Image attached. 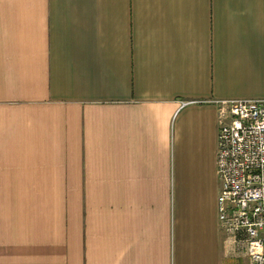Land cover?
<instances>
[{
    "label": "crops",
    "instance_id": "obj_1",
    "mask_svg": "<svg viewBox=\"0 0 264 264\" xmlns=\"http://www.w3.org/2000/svg\"><path fill=\"white\" fill-rule=\"evenodd\" d=\"M254 98L264 0H0V264H250L215 102Z\"/></svg>",
    "mask_w": 264,
    "mask_h": 264
},
{
    "label": "built area",
    "instance_id": "obj_2",
    "mask_svg": "<svg viewBox=\"0 0 264 264\" xmlns=\"http://www.w3.org/2000/svg\"><path fill=\"white\" fill-rule=\"evenodd\" d=\"M215 103L219 226L250 264H264V98Z\"/></svg>",
    "mask_w": 264,
    "mask_h": 264
}]
</instances>
